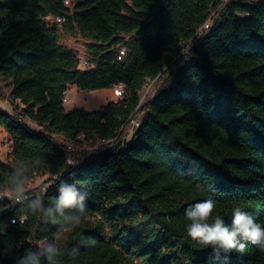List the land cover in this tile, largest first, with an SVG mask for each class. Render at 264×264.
Here are the masks:
<instances>
[{"label":"trees","instance_id":"1","mask_svg":"<svg viewBox=\"0 0 264 264\" xmlns=\"http://www.w3.org/2000/svg\"><path fill=\"white\" fill-rule=\"evenodd\" d=\"M61 31L87 40V67ZM161 74L142 104L143 86ZM0 75L12 86V111L0 109L11 144L0 159V264H15L66 224L9 198L18 168L25 187L47 176L44 190H28L45 208H55L64 180L86 190L88 212L100 218L70 230L58 264H264L247 242L217 259L187 236L184 217L213 199L226 223L240 206L264 224V0H0ZM120 84L117 100L65 110L72 85ZM57 137L105 144L89 156Z\"/></svg>","mask_w":264,"mask_h":264},{"label":"clouds","instance_id":"2","mask_svg":"<svg viewBox=\"0 0 264 264\" xmlns=\"http://www.w3.org/2000/svg\"><path fill=\"white\" fill-rule=\"evenodd\" d=\"M66 163L75 167L77 162L68 159ZM24 170L18 168L10 174L9 198L15 199L17 204L27 203L32 213L42 212L45 217H54L56 214L64 216L66 224L53 234L52 239L38 242L35 250H29L18 257L15 264H40L41 257L47 264H58L62 255L58 241L65 228L75 231L87 220L88 209L85 204L87 194H80L74 183L61 180L56 186L58 195L54 201L55 208H45L39 196L31 198L28 195ZM65 209H75V212L65 215ZM215 213L216 201L213 199L202 200L186 208L184 217L188 221L187 236L197 244L211 248L213 256L217 259L221 255L228 257L233 253H243L246 242L264 252V224L257 222L249 212L240 206L233 207L230 223H226L221 215ZM11 222L15 224L16 220L13 219Z\"/></svg>","mask_w":264,"mask_h":264},{"label":"rangeland","instance_id":"3","mask_svg":"<svg viewBox=\"0 0 264 264\" xmlns=\"http://www.w3.org/2000/svg\"><path fill=\"white\" fill-rule=\"evenodd\" d=\"M62 42L74 49L80 58V66L85 68L88 65V55H87V40L79 33H68L61 31ZM164 79V75L161 74L159 77L149 80L143 86L141 90V103L149 101L155 94V92L160 88L161 83ZM11 83L9 80L5 79L0 75V109L5 111H12V98H11ZM121 96V87L119 85H113L106 88L96 89V90H81L77 86L72 85L67 89V100L64 102V107L66 111L72 110L73 108H84L86 110H93L100 108L102 105L106 104L108 101L117 100ZM139 124V117L133 119L125 129V139L129 141L137 126ZM56 140L64 144L68 150L76 151L79 154H86L92 156L95 154L96 150H101L104 147V142L102 141H86L77 140L75 142H67L66 140L57 137ZM9 147L10 140L9 134L4 128L0 126V159L7 160L9 158ZM47 176H37L33 180L29 181L26 185L27 190H37L45 189L48 184L45 182ZM81 194L86 193V190L78 191ZM99 216L95 212H88L87 220L96 223L99 221ZM134 220L129 217L126 221ZM106 228L105 236L108 237L109 225L107 222L104 223ZM158 226H155L157 229ZM71 228L66 227L63 235L58 241L59 245H62L67 239ZM139 261V260H138ZM140 264V262H139Z\"/></svg>","mask_w":264,"mask_h":264},{"label":"built area","instance_id":"4","mask_svg":"<svg viewBox=\"0 0 264 264\" xmlns=\"http://www.w3.org/2000/svg\"><path fill=\"white\" fill-rule=\"evenodd\" d=\"M226 0H223V2H225ZM50 19H51V17H50ZM209 22L210 21H207L205 24H204V27H208L209 26ZM123 52V51H122ZM87 67V66H86ZM120 87H121V93L123 92V85H119ZM65 95H66V93H65ZM64 99H65V97H64ZM33 129H35V130H42V126H40V125H38V124H36V123H33V122H31V121H29V120H25ZM9 140H10V138H9ZM67 142H72V141H68L67 140ZM9 151L11 152V144H10V147H9ZM10 152H9V155H10ZM3 194H0V196H2Z\"/></svg>","mask_w":264,"mask_h":264},{"label":"bare ground","instance_id":"5","mask_svg":"<svg viewBox=\"0 0 264 264\" xmlns=\"http://www.w3.org/2000/svg\"><path fill=\"white\" fill-rule=\"evenodd\" d=\"M66 95H67V91H66ZM66 95H65V99H64V102L67 100V97H66Z\"/></svg>","mask_w":264,"mask_h":264}]
</instances>
